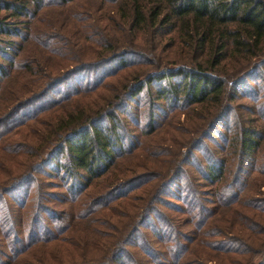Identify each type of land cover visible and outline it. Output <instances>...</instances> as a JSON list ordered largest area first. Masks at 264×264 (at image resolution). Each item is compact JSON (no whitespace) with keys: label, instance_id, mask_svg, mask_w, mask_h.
I'll return each mask as SVG.
<instances>
[{"label":"trees","instance_id":"trees-1","mask_svg":"<svg viewBox=\"0 0 264 264\" xmlns=\"http://www.w3.org/2000/svg\"><path fill=\"white\" fill-rule=\"evenodd\" d=\"M49 1L62 8L80 0H0V103L5 105L0 112V264H264V202L253 197L255 191L242 198L249 180L242 176L246 160L251 159V173L264 177V160L257 156L264 140L260 132L240 122L226 127L218 158L206 156L203 167L194 170L209 187L205 196L196 190L193 174L183 175L187 162L169 160L168 150L145 147L149 168L118 167L121 157L138 149L142 139L151 141L156 131L152 100L135 104L139 112L129 109L153 81L165 82L156 97L182 108L185 116L199 110L193 116L198 128L221 116L227 71L264 56V0H98L92 31L76 35L75 43L67 31L70 36L60 43L55 37L45 45L37 42L57 58L61 52L72 55L69 49L76 47L81 63L54 76L52 64L16 65L8 58L23 48V31ZM140 48L148 51L143 63L152 69L113 85L90 77L49 102L58 79L75 71L112 77L115 69L128 66L123 57L137 55ZM111 63L120 66L101 70ZM11 79L5 102L3 84ZM163 163H168L164 172ZM177 180L185 194L168 197L181 208L165 200ZM19 188L23 193L8 201ZM132 191L138 195L129 198ZM126 206L129 213H117ZM150 217L155 222L146 236L140 229Z\"/></svg>","mask_w":264,"mask_h":264},{"label":"rangeland","instance_id":"rangeland-1","mask_svg":"<svg viewBox=\"0 0 264 264\" xmlns=\"http://www.w3.org/2000/svg\"><path fill=\"white\" fill-rule=\"evenodd\" d=\"M97 5L98 0H80L77 2L69 3L60 8L53 6L52 1H49L48 6L45 7L42 13L38 14L37 18L30 20L28 32L23 31L25 32V40L21 43V45H23V48L21 50H18V52L17 49H15V53H9L8 58L12 60L11 64H43L42 62L50 65L52 64L54 66V70L49 73L50 75L52 74V76L56 74L58 69H61V71L73 70L74 66L81 63V60L75 57L77 56L76 53H78V51H75V46L72 45V47L69 49L70 53H72L73 55V58L71 57V54H64L63 52H61V57L57 58L54 54L50 53V51L49 53L44 52L42 49L41 51L38 46H40L39 44L41 43L45 45L47 41H49L50 37H55L56 40H58L57 42L60 43V40H62L61 38H65L70 35L73 36L71 42L75 43L74 38L76 35L78 36L79 33L87 34V31H92L94 26L93 24H95L96 20V17L95 15H93L92 10H94ZM68 27L71 30H69ZM65 31L71 34L66 35ZM13 39L15 40V42H19L18 38ZM37 42H39V44H37ZM49 47H52V45H50ZM53 52L57 53L58 51L56 52L55 50H53ZM84 53L88 55V51ZM147 54L148 51L140 48L137 52V55L128 54L124 56V64H127L128 66L124 67L123 69H115V75L112 77H105L106 74L102 76V73L100 72L85 73L81 71H75L66 79H58L60 82L52 87L48 93L49 102L51 100L58 99L64 94L74 91L77 86L83 82L84 79H89L90 77L97 78L99 80L101 79L104 83H107V85H113L117 80L124 78L128 74H140V72L144 70H150L152 69V67H150L147 63H143L146 62V59H148V57H146ZM141 55H144V60L140 58ZM149 59V61L154 62V58H152L150 54ZM83 60L84 62H95L94 59L86 58ZM119 66L120 65H117V63H111L110 65H107L103 68L101 67V70L112 69ZM177 66L179 65H173V68H176ZM225 79L227 80V82L229 80V83H227L226 90L224 91L221 116H219L216 121L210 126H203L201 127V129L198 128L199 121L193 117L199 112V110H194L191 116H185L184 114L186 113V111L184 112L182 108H173L169 101H165L160 97H156L157 95H159L156 91L158 88L163 86V84L165 83L164 81H153L151 84H149L146 88V91L141 92L138 96L132 99V103L129 104V109L139 112L140 108H137L135 104L138 103L140 107L143 106V104L147 100H152V102L154 103V108H152V127L155 128L156 131L150 135V137L152 138L151 141L150 139H148V141L147 139H145V141L142 139V142H140V147L138 149L134 150L131 154H126L121 157L118 161L120 163L118 167L121 166L120 169H133L132 167L136 164H145L148 167L150 158L145 156L144 148L147 146H154L155 148L159 147L161 151L168 150V153H170V157L168 158L169 160L173 159L181 160L184 162L186 161L187 165L182 166L185 172L183 175L187 176L189 175V173H191L197 179L194 170H198L203 167L205 162L204 159L206 156L212 155L214 158H218L219 155L217 154V151L225 146V142L223 141V139L224 136L227 137L226 127L228 125L231 126L232 122L236 125L237 122L243 123L241 125H243L244 127L248 126L256 130L257 133L260 132L262 135H264V56L260 57V59L258 60H255L253 64L243 68L235 65L234 69L227 71ZM6 81L3 84L1 98L5 100V102H8L7 100L10 96V90L8 89L13 85V79H11L9 82ZM145 92H147L148 95L145 94ZM2 104L3 103H0V112L4 110L5 105L2 106ZM22 112L24 113L25 109ZM141 124H143V121H141ZM132 132L136 133L137 128L133 129ZM189 152H191L190 157ZM180 153H182L183 158H180ZM258 155L259 158H262L264 160V140L260 144V148L257 152V156ZM160 158L162 160L166 159L165 157ZM259 158H257V164L259 162ZM245 162L246 165L244 164L242 167V176H246V179L249 176V180L242 198L248 195L246 194V192L251 193L255 191V193L257 192V194L253 197L261 199L264 202V177L261 178L257 175V173H251V159L246 160ZM262 164L263 163L261 162L260 167L263 166ZM167 167L168 163L160 164V171H166ZM37 177H40V175H37ZM226 179L229 180V172L226 175ZM45 181H50L53 183L57 182L56 180H52L51 178H45L44 182ZM194 183L197 186L196 190L199 191L202 196H205L207 190H209L207 184L199 181L198 179L194 180ZM256 185L258 186L256 187ZM179 186L181 187L178 180L175 181L173 185L171 184L167 191L168 193H166L167 197L165 196V200L181 208L183 205H181L178 200L168 197L171 194L172 197H177L179 195L183 196L185 194V191L183 188L182 190H180ZM46 191L54 192V190H51L49 188H47ZM55 192H58V190H55ZM138 192L139 191L130 192L129 198L136 197V195H138ZM230 192L233 195V192L231 190ZM22 193V188H19L7 199L8 201H10L11 197L17 198ZM138 204H140L141 206L144 205V203ZM51 207L55 206H50L49 208L52 209ZM57 208L59 207L53 208L55 209L54 211H58ZM109 208L112 210L119 209L118 207H115L113 205ZM166 209L167 207L165 206H157L156 208V210L164 212L166 211ZM130 211L131 208L129 206H126V208H121L117 213L123 215L124 213H129ZM171 215L177 216V218L181 219L185 218L183 214L171 213ZM132 218L134 220V216H132ZM120 221L123 222V219H121ZM154 222V218L150 217V220L144 223V227H142L140 231H142V233L146 236H149V225L150 223L153 224ZM128 250L132 251L133 248L128 247ZM210 264L217 263L214 261H210Z\"/></svg>","mask_w":264,"mask_h":264}]
</instances>
